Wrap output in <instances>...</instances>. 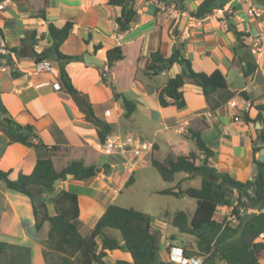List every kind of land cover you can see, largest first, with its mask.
Returning a JSON list of instances; mask_svg holds the SVG:
<instances>
[{
	"label": "crops",
	"instance_id": "obj_1",
	"mask_svg": "<svg viewBox=\"0 0 264 264\" xmlns=\"http://www.w3.org/2000/svg\"><path fill=\"white\" fill-rule=\"evenodd\" d=\"M201 1L181 0L173 2L172 7V0H134L137 14L125 31H118L115 21L121 6L108 0H10L7 4L0 15L1 40L4 46L15 47L16 51L10 53L11 66L0 65V100L15 121L32 127V142L42 141L47 146L60 145L66 149L54 157L58 166L71 159H82L86 165L93 164L99 169L95 176L84 180L66 176L58 181L53 192L43 193L42 202L48 215L55 213L52 198L58 191L77 192V226L83 235L88 234L123 188L133 185L139 176L149 177L147 166L151 165V155L156 158L158 152L164 151L163 162H167L191 151L198 154L195 131L213 151L209 158L211 165L241 181L253 177L256 170L252 147L259 146L256 158L264 150L260 138V132L264 131V110L257 108L264 104V7L254 0L256 10L250 13L246 1L225 0L219 11L197 18L190 12ZM41 9L45 17L33 14ZM66 21H72L73 25L59 49L65 54L83 56V60L64 65L72 84L87 96L94 114L111 125L109 134L132 135L151 143V149L140 155L131 151L103 152L96 125L85 118L75 98L61 86L57 60L48 59L54 74L37 69L34 51L40 52L51 43L47 24L52 22L60 27ZM30 31H35L34 37L25 35ZM235 32L242 33L240 37L246 47L237 46ZM255 40H258L256 47ZM115 46H121L122 57L108 69V82H105L102 79L105 52ZM179 46L195 71L210 73L219 69L226 78V88L205 95L199 85L186 78L181 87L185 106L181 109L171 104L162 106L158 90L182 66L174 63L150 76L143 68L152 51L159 50L169 56ZM239 48L243 50L239 52ZM85 53L95 55L103 64L87 63ZM242 57L252 58L257 64L248 76L243 74ZM12 70L16 76L11 75ZM113 90L121 94L116 99ZM241 91L248 95V100L239 95ZM124 98L135 104L128 117L123 115ZM244 113L251 119L260 114L263 120L246 121ZM36 158L35 148L10 141L0 129V168L9 171V178L30 173ZM129 177L132 181L125 185ZM183 178L191 179L186 173ZM177 182L175 178L166 187ZM189 185L192 184L181 183L183 188ZM218 213L217 208L216 217L221 216ZM167 223L161 220L158 226ZM49 231L47 220L36 225L27 195L0 184V241L14 245L5 251L7 259L50 264L54 255L44 254ZM177 242H165L160 258L169 260L173 246L183 250ZM96 243L99 250V236ZM257 255L264 264V250H259Z\"/></svg>",
	"mask_w": 264,
	"mask_h": 264
},
{
	"label": "trees",
	"instance_id": "obj_2",
	"mask_svg": "<svg viewBox=\"0 0 264 264\" xmlns=\"http://www.w3.org/2000/svg\"><path fill=\"white\" fill-rule=\"evenodd\" d=\"M178 1L181 0H172L176 3ZM224 1L202 0L190 13L197 18H202L210 14L214 7L223 5ZM133 2L134 0H108L110 4L121 6V11L115 18L118 31L127 30L135 18L137 11L133 7ZM255 2L264 7V0H255ZM33 14L45 17L43 9L37 10ZM72 25V21H66L60 27L49 22L47 34L51 43L40 52L33 50L34 58L36 62L43 59L57 60L58 78L61 86L75 98L85 118L96 125L99 139L103 142L111 130V125L94 114L87 96L74 87L64 68L65 63L69 61L83 60L82 54L69 55L59 49L61 43L71 32ZM241 34L235 32L237 46L246 47L240 37ZM25 35L29 38L34 37L35 31H30ZM97 47L95 46V48ZM2 48L4 51H0V65L11 66L10 53L15 52L16 48L4 45ZM105 56V66L110 69L114 61L122 57L121 46L106 50ZM242 60H244L243 74L248 76L254 72L257 64L252 58L242 57ZM174 63L185 64L189 68V73H185L181 68L179 73L166 80L165 84L158 90V100L162 106L171 104L178 109L185 106L181 87L186 78L199 85L205 95L227 86L226 78L219 69H214L210 73L192 69L181 46L176 47L169 56L162 55L159 50L152 51L143 70L148 76L157 75L170 68ZM11 75L16 76V71L12 70ZM102 79L108 82L107 78L103 76ZM119 95L121 94L113 90L115 99ZM239 95L249 99L243 91L239 92ZM122 107L123 115L128 117L134 111L135 104L133 101L124 98ZM257 108L264 110V104L257 105ZM243 117L246 121L263 120L260 114L254 119H251L247 113H244ZM25 127L29 131L23 134L22 130ZM0 129L10 141L21 142L37 151L35 164L28 174L19 173L16 178L11 179L9 178V171L0 168V184L3 183L6 187L29 197L37 226L41 220L49 222L50 231L44 241L47 248L44 254H51L49 252L51 251L57 255L53 264H106L105 257L113 251H126L129 254V258L118 259L116 264H175L168 259H161L158 255V238L152 230L153 217L149 213L134 207L121 206L116 203L108 204L86 235H83L77 226L79 217L77 192L61 189L52 198L55 213L53 215H48L46 212L40 213L39 208L44 205V202L35 204L32 199L36 194L53 192L55 190L54 181L65 179L68 173L72 174L75 180H84L95 176L97 167L93 164L86 165L82 159H71L58 166L54 157L65 153L66 149H62L60 145L47 146L42 141L32 142L30 139L34 136L32 127L15 121L1 100ZM193 137L198 154L191 151L188 154L170 158L167 162L160 161L151 155V165L166 182H173L180 172L186 173L191 179L200 178L198 186L189 185L183 188L177 182L173 186L158 190L159 193L163 194L185 195L196 199V207L191 214L185 210H177L170 215L166 211L161 213L158 218L175 226L180 233L189 234L194 238L195 248H183V253L187 257L202 256L201 264H216L217 262L263 264L257 255L259 250H264V242L259 241L260 233L264 232V161L255 157L259 146L252 147L255 174L251 179L241 181L211 165L209 158L213 155V151L200 138L199 132L195 131ZM260 138L264 142L263 130L260 132ZM196 160L199 162L197 163ZM131 181L132 177H129L125 185ZM174 188L178 189L174 190ZM234 193L235 195H233ZM219 205L233 206V213H236L237 221L235 223L226 221L223 215L216 217ZM240 206H250L256 210L239 212L238 207ZM108 229L118 230L119 237L109 234ZM97 236L101 238L99 250H97ZM10 248H14V245L0 241V264H30L15 258L7 259V261L5 251Z\"/></svg>",
	"mask_w": 264,
	"mask_h": 264
},
{
	"label": "rangeland",
	"instance_id": "obj_3",
	"mask_svg": "<svg viewBox=\"0 0 264 264\" xmlns=\"http://www.w3.org/2000/svg\"><path fill=\"white\" fill-rule=\"evenodd\" d=\"M156 158L161 161H165L164 151L158 152ZM196 162L198 163L199 160H196ZM147 169L149 171V177L146 179H143L140 176L137 177V180L135 183H133V185L123 188L122 193L118 195L117 199L114 200V203L122 206L134 207L149 213L153 217L152 230L158 238L159 257H161L162 253H164V244L167 241L171 243L176 240V242L178 241L177 243H180L183 248L185 247L191 249L192 247V249H194L195 241L192 236L189 234L180 233L175 226L169 223H167L164 227L160 226L159 228L158 223L161 222V219H159L158 216L166 211L168 214L172 215L177 210H185L191 214L196 207V199L185 195L174 196L170 194L159 193L158 191H150L154 188L166 187L171 183L164 181L153 166L148 165ZM184 175V172H180L176 175V179L180 184L188 183L194 186H198L200 184V178L197 177L185 181L183 178ZM233 195H235V193ZM107 232L119 237V232L116 229H108ZM49 252L51 253V251ZM53 255L54 257L51 258L49 262L50 264L55 262V254L51 253V256ZM126 258H129V254L126 251H113L105 257V260L106 264H116L118 259ZM219 263L220 262H217L216 264Z\"/></svg>",
	"mask_w": 264,
	"mask_h": 264
},
{
	"label": "built area",
	"instance_id": "obj_4",
	"mask_svg": "<svg viewBox=\"0 0 264 264\" xmlns=\"http://www.w3.org/2000/svg\"><path fill=\"white\" fill-rule=\"evenodd\" d=\"M248 3V12L254 13L256 10L254 0H244ZM10 2V0H0V15L2 11L6 8L7 4ZM172 7H174V3L172 2ZM163 6L162 8H164ZM220 10V7H214L211 11V13H215ZM258 46V40H255L254 47ZM3 42L1 40L0 35V51L3 50ZM37 69L38 70H46L50 73L55 72V69L51 62L48 59H43L41 61L37 62ZM102 76L107 78L108 76V68L105 67L103 69ZM58 86V85H57ZM231 104L234 106L235 102H231ZM106 114H109V110L105 111ZM238 117H235V120H237ZM152 144L148 143L146 141H141L138 138L132 136V135H126L121 136L119 134H108L103 142H101V148L102 151L110 154L113 152H126L131 151L135 155H140L143 151L149 150L152 148ZM236 204V203H235ZM239 212H243L246 210L249 211H255V208H252L250 206L247 207H238ZM218 214L225 216L226 221L236 222V213H233V206L228 205H219L218 207ZM259 241L264 242V232L260 233L259 235ZM169 260L174 262L175 264H201L202 263V256H196V257H187L184 255L183 250L179 247H171L170 250V256Z\"/></svg>",
	"mask_w": 264,
	"mask_h": 264
},
{
	"label": "water",
	"instance_id": "obj_5",
	"mask_svg": "<svg viewBox=\"0 0 264 264\" xmlns=\"http://www.w3.org/2000/svg\"><path fill=\"white\" fill-rule=\"evenodd\" d=\"M243 49L242 48H239L238 49V51L239 52H241ZM84 60L87 62V63H93V64H96V65H99V66H101L102 64H103V61H101L99 58H97L95 55H93V54H90V53H85L84 54ZM182 66V68H183V70H184V72L185 73H189V68L185 65V64H182L181 65ZM29 130L25 127V128H23V130H22V133L23 134H25V133H27ZM264 149V148H263ZM258 159L260 160V161H264V150H260L259 151V157H258ZM99 169H97V171H98ZM67 177H72V174H70V173H68L67 175H66ZM58 181H59V179H56L55 181H54V183H53V185L54 186H56L57 184H58ZM178 188H174V190H177ZM42 199H43V193H38V194H36L34 197H33V202L35 203V204H41V202H42ZM39 212L40 213H45L46 212V207H45V205H41L40 206V208H39Z\"/></svg>",
	"mask_w": 264,
	"mask_h": 264
}]
</instances>
